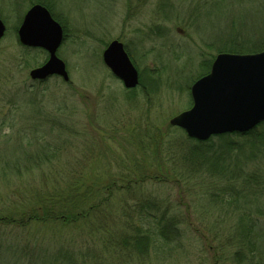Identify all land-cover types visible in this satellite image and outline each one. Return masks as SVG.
<instances>
[{
  "label": "rangeland",
  "instance_id": "rangeland-1",
  "mask_svg": "<svg viewBox=\"0 0 264 264\" xmlns=\"http://www.w3.org/2000/svg\"><path fill=\"white\" fill-rule=\"evenodd\" d=\"M38 1L0 0V18L6 24L0 41V99H4L0 100V113L9 111L13 100L32 101L29 107L21 104L22 117L0 118V125L6 124L1 133L12 132L10 123H14L24 129L14 139L28 141L35 124H50L42 122L46 117L41 116L55 117L54 125L65 129V134L59 135L58 130L49 133V127L45 133L53 140H66V147L60 152L64 162L58 161L52 171L78 166L76 162L83 158L89 171L96 168L89 159L100 157L106 159L104 163L112 162L114 172L120 169L121 160L133 156H140L139 163H144L142 157L148 152L136 149L137 143L156 137L159 147L156 153L149 152L152 159L145 168L159 172V178L135 184L134 203L143 192L172 204L173 212L182 218L180 227L186 231L182 239L190 255L186 257L182 247L169 252L172 255L165 248L168 256L152 251L144 255L148 259L130 256L129 264H237L236 248L224 252L218 248L223 241L216 238L217 230L211 226L220 219L219 213L204 208L210 202L204 195L210 188L208 176L200 170L198 179L192 176L179 186V178L173 174L190 175L179 155L193 150L198 141L218 147L225 138L221 134L207 140L191 138L182 128L172 126L170 119L192 107V84L210 71L209 60L213 62L220 52H232L224 51V46L243 43L242 53L264 50V0H45L47 5ZM36 3L45 5L64 28L58 56L66 63L68 82L57 75L46 80L30 77V71L49 57L42 48L22 45L18 37L26 11ZM114 39L123 41L148 90L126 89L105 65L103 52ZM131 141L134 147L125 146ZM18 148L19 143L3 144L0 154L12 155ZM130 195L116 193L112 202L117 204ZM230 214V221L237 219V214ZM63 234L58 231L55 238ZM63 237L71 238L69 243L75 249L85 245L82 236ZM87 238L98 257L96 264H120L114 258L133 253L102 248L104 242H112L99 234Z\"/></svg>",
  "mask_w": 264,
  "mask_h": 264
},
{
  "label": "trees",
  "instance_id": "trees-1",
  "mask_svg": "<svg viewBox=\"0 0 264 264\" xmlns=\"http://www.w3.org/2000/svg\"><path fill=\"white\" fill-rule=\"evenodd\" d=\"M38 2L47 5L45 0ZM245 47L242 43L222 49L242 53ZM211 65L209 60L207 66L211 68ZM142 80L141 77L132 92L140 87L148 90ZM31 103L30 99L24 103L13 100V106L0 113V118L22 117L21 104L29 107ZM41 117H46L42 122L50 124H35L32 139L28 141L14 139L16 134L24 133L22 127L10 123L14 130L2 134L6 124L0 125V151L3 144H20L14 154H0V264H96L98 257L86 242L87 236L96 234L112 242H104L102 248L133 252L114 258L120 264L132 263L130 256L148 259L144 255L152 251H160L158 256H168L165 248L170 250L168 253H174L182 247L180 251L186 257L190 255L185 252L182 239L186 232L180 227L182 218L173 212L172 204L143 192L134 203V185L159 178V172L145 168L152 159L149 152L156 153L159 147L156 137L137 143L136 149L148 152L146 157L141 156L144 158L141 165L140 156H133L125 162L121 160L120 169L114 172L112 162L104 163L106 159L100 157L89 159L94 163L92 166L96 165L89 171L83 158L77 159L78 166H71L68 171L65 168L52 171L58 161L64 162L60 152L66 147V140H53L49 133L58 130L59 135L65 134V129L56 128L55 117ZM48 127L51 132L45 133ZM44 136L49 140H44ZM219 136L225 139L218 147L197 140L193 150L179 155L189 168L184 171H190V175L173 174L179 178L180 186L187 184L192 176L198 179L200 170L205 172L210 188L204 195L209 196L210 202L204 208L220 215L211 226L217 230L216 238L223 241L218 248L223 252L236 248L237 264H264V220L260 219L264 216V167H260L264 165V122L247 132ZM125 146L134 147V142ZM45 165L49 166L47 170ZM123 192L131 194L130 198L113 203L114 195ZM230 213L237 214V221H230L233 217ZM58 231L64 234L56 239ZM70 234L84 237L85 245L73 248L69 243L71 238L63 237Z\"/></svg>",
  "mask_w": 264,
  "mask_h": 264
},
{
  "label": "water",
  "instance_id": "water-1",
  "mask_svg": "<svg viewBox=\"0 0 264 264\" xmlns=\"http://www.w3.org/2000/svg\"><path fill=\"white\" fill-rule=\"evenodd\" d=\"M6 24L0 18V41ZM22 45L44 49L47 61L30 71L33 80L60 76L70 80L66 63L58 56L64 28L43 4L32 5L18 29ZM103 62L128 89L140 83V74L124 43L114 39L103 52ZM193 105L170 119L189 137L207 140L213 135L247 132L264 122V50L259 52H220L210 71L191 86Z\"/></svg>",
  "mask_w": 264,
  "mask_h": 264
},
{
  "label": "flooded vegetation",
  "instance_id": "flooded-vegetation-1",
  "mask_svg": "<svg viewBox=\"0 0 264 264\" xmlns=\"http://www.w3.org/2000/svg\"><path fill=\"white\" fill-rule=\"evenodd\" d=\"M119 40V39H118ZM121 41V40H120ZM123 42V41H122ZM109 45V44H108ZM108 45H107V47H108ZM124 46H125V44H124ZM106 47V48H107ZM125 48H126V46H125ZM128 52V51H127ZM131 57V56H130ZM132 59V58H131ZM132 61H133V63H134V60L132 59ZM128 90H134V88H132V89H128Z\"/></svg>",
  "mask_w": 264,
  "mask_h": 264
}]
</instances>
